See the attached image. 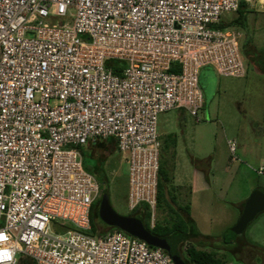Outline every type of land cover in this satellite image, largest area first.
I'll use <instances>...</instances> for the list:
<instances>
[{
	"label": "built area",
	"instance_id": "built-area-1",
	"mask_svg": "<svg viewBox=\"0 0 264 264\" xmlns=\"http://www.w3.org/2000/svg\"><path fill=\"white\" fill-rule=\"evenodd\" d=\"M241 4L264 8V0H0V264L17 255L32 264H173L122 231L91 234L99 185L79 148L113 138L128 155V209L144 205L153 221L158 116H197L204 67L244 76L237 35L216 28ZM108 60L124 62L119 75ZM227 145L236 160V143ZM255 172L264 176V159Z\"/></svg>",
	"mask_w": 264,
	"mask_h": 264
},
{
	"label": "rangeland",
	"instance_id": "rangeland-1",
	"mask_svg": "<svg viewBox=\"0 0 264 264\" xmlns=\"http://www.w3.org/2000/svg\"><path fill=\"white\" fill-rule=\"evenodd\" d=\"M246 6L249 11L246 16V28L243 30L235 27L226 28L238 37L244 76L240 78L219 76L212 68H209L213 75L210 84L213 85L212 92L204 97V110L201 108L196 117L185 110H171L160 114L157 119L158 136L168 132L172 133L178 141L175 156L174 149L171 150L168 142L163 144L164 138H158L159 162L165 178L171 180L168 187L170 193L173 192L176 195L177 204H188L185 190L189 181L187 182L186 179H189L194 168L202 170L208 184L214 189L200 196V199L208 200L209 207L204 206L211 214L204 218V221L199 219L198 225L186 223L183 218L174 213L171 222H165L164 219L169 220V218L165 217L167 212L164 205L162 208L158 207L157 211L155 208L153 221L151 216L148 220L144 215V211L141 210L143 205L136 208L139 211H130L127 206V153L114 148L110 144V138L99 140L104 143L105 148L102 150L91 145L80 147L83 168L98 183L99 197L101 190L107 191L109 204L118 215L125 217L135 215L145 223H150V227L155 222L164 221L163 224H168L167 227L171 228L173 222L178 219L181 223L177 232L181 234L205 235L204 233L209 231L215 234L216 228H220L226 218H229L228 211L231 209V204L236 198L245 194L244 186L250 181L247 177L237 176L235 171L252 169L253 173H256L254 170L264 159V73L259 72L256 67L264 63V8L259 5ZM236 16V13L228 12L223 13L221 19L229 22ZM70 21L68 17L47 19L49 24L57 26ZM248 38L252 41L249 45L246 42ZM201 83L202 88L206 90L209 82L202 80ZM239 138L240 140H237ZM228 140L234 141L236 149L238 148L235 153L237 159L233 161L231 154L228 153L226 144ZM96 166L101 169L99 174L95 171ZM253 177L258 180L260 187L264 188V176L253 175ZM199 209H194L195 214H206L201 211V208ZM96 224L97 228L103 231L101 222L97 221ZM52 232L56 231L52 228ZM173 232L176 230L173 229ZM224 235L228 236L223 242H215L213 245L202 243L201 248L217 255L226 254L227 260H233L234 256L229 250L237 244L231 243L232 235H238L244 246L255 257L256 263L264 264V212L260 213L242 232L235 234L226 232ZM188 244H193V241L186 240L183 245L178 246L180 252H183ZM26 261L24 255H17V264H26Z\"/></svg>",
	"mask_w": 264,
	"mask_h": 264
},
{
	"label": "trees",
	"instance_id": "trees-1",
	"mask_svg": "<svg viewBox=\"0 0 264 264\" xmlns=\"http://www.w3.org/2000/svg\"><path fill=\"white\" fill-rule=\"evenodd\" d=\"M235 13L237 15L235 19H233L229 22H226L223 19H221L220 22L216 25V28L226 29V28H230V27H235L237 29H242V30L245 29L246 28V16L249 13L247 6L245 4H241ZM246 42L248 43V45L252 43L250 38L246 39ZM252 63L254 65H256L254 62H252ZM124 65L125 64L123 61H118V60H108L105 63V66L107 68H109L116 75L120 74L121 69L124 67ZM256 67H257V70L259 72L264 73V63L263 62H262V65H258ZM168 139H169V141H167V142H168L171 150L173 151L175 144H176L175 137L173 134H170L168 136ZM110 140H111L110 144L112 146H114V148H116L114 139L110 138ZM91 146H94V148H96L98 150H102L105 148L104 143H101L99 141L96 142L94 145H91ZM172 151H171V153L174 155V153H173L174 151L173 152ZM95 171H96V173L99 174L101 169L98 166H96ZM165 177L166 176L164 175L161 164L159 162L158 179H157V194H156V211H157L158 207L162 208L164 205V207L166 206V212H167V215L165 213V217L168 216V218H169V220L164 219L165 222L170 223L172 214L174 213V215L183 218L184 222L194 223V221L192 220V218L190 216L189 204H182V205L177 204L176 195L173 192L170 193L169 188H168L171 184V180H170V178L166 179ZM103 178H105V176H103ZM103 194L108 195L107 191L101 190L100 197L97 199L98 201H95L92 204V208H91V212H90L91 234H94L95 236H101V235H103L107 232H110V231H121L120 229H118L116 227H105L106 229H103V231H100L97 228V224H96L97 221H100L101 225H104L102 223V221L98 218V214H97L98 205L100 203V200H101ZM244 203H245V201L242 202L240 205V212L242 211ZM141 210L144 211V215L149 220L151 214L147 210V207H145L143 205V206H141ZM136 211H139V210L136 209V210H133L132 212H136ZM130 217L138 219L142 223L144 228L156 237L172 238V237H177V236H184L186 239L184 241L180 242L178 244V246L183 245L186 242V240H192V241L196 242V241H198L199 238H204V237L200 236L201 235L200 233L198 235H196V234H191V233L181 234V233L177 232V230L180 228V223H181V220H178V219L173 222L172 226L170 225L171 228H168L167 227L168 224H163L164 221L162 223L155 222L154 225L152 227H150V223H145L139 217H136L135 215H131ZM162 225H164V227ZM64 228L69 229V227H67V226H64ZM173 229H175L176 232H173ZM55 230L57 232L62 231V229H58V228H56ZM170 230H172V232H170ZM177 251H178V254L180 255V257L184 260L185 264H227L228 263V261L226 259V254L217 255L212 251L205 250V249L199 247L197 244L195 245L194 243L186 245L183 252H180V250L177 247Z\"/></svg>",
	"mask_w": 264,
	"mask_h": 264
},
{
	"label": "crops",
	"instance_id": "crops-1",
	"mask_svg": "<svg viewBox=\"0 0 264 264\" xmlns=\"http://www.w3.org/2000/svg\"><path fill=\"white\" fill-rule=\"evenodd\" d=\"M209 68L210 67H204L199 72V85H200L201 90H202L203 100H204V97L206 94L208 95L212 92V85L213 84L211 85L210 82L213 79V75H212L211 71L208 70ZM202 80L203 81L207 80L209 82V86L206 90H204L202 88V83H201ZM202 110H204L203 106H202ZM170 134H172V133L163 132L161 134V136H158V138H161V137H162V139L164 138V140H163V144H164L165 142H167L169 140L168 136ZM182 135H184V132H182ZM237 140H240V138ZM176 143H178V141H176ZM176 148H177V144L174 147L175 156L177 155ZM237 149H236V151H237ZM228 153L230 154L229 150H228ZM225 172H229V171L225 170ZM254 172H255V170H254ZM235 173L237 176L240 175L243 178L247 177L250 181L248 184H246L244 186L245 194L242 197L236 198L234 203L231 204V206H230L231 209H230V211H228L229 218H226V221H224L221 224L220 228H218V227L216 228L217 230H216V232H214L215 234H213L212 232L209 231L207 233H204L205 235H203V234L200 235L201 237H204V238H199L198 241H196V242L193 241V243L195 245L197 244L199 247H202L201 245H203L205 243H210V245H213L215 242H223L226 239V237L228 236V235H224L226 232L235 234V232L232 229L235 226V224H236V222L240 216V213H241L240 212V205H241V203L244 202L248 198L250 193L253 191L264 192L263 191L264 188H261L258 180L255 179V177H253V175L256 177L258 175L256 173H253L252 169L251 170L249 169V171L237 169L235 171ZM186 181L187 182L189 181V185L186 186L187 189L185 190L186 191L185 192L186 193L185 198L188 199V204L190 207V216H191L192 220L194 221V223L198 224L199 219H202L204 221L209 216V214H211L207 210L208 208L205 209V206L209 207L208 200L200 199V196L211 191V190H214V189H213L212 185L208 184V181L205 178L203 171L198 170L197 168L193 169L192 174L190 175L188 180L186 179ZM198 207L201 208L202 209L201 211L205 212L206 214H200V215L195 214L194 209L200 210ZM207 223H209V221H207ZM232 236H233V239L231 240V243L235 242L237 244H236V246H232L231 249L229 250L232 253V255L234 256V259L233 260H227L228 261L227 264H257L255 257L250 253L249 249L244 246L245 244H243V242L238 238V235H232ZM221 255H223V254H221ZM25 258L27 260L26 264H32V262L29 258H27V257H25Z\"/></svg>",
	"mask_w": 264,
	"mask_h": 264
},
{
	"label": "water",
	"instance_id": "water-1",
	"mask_svg": "<svg viewBox=\"0 0 264 264\" xmlns=\"http://www.w3.org/2000/svg\"><path fill=\"white\" fill-rule=\"evenodd\" d=\"M262 212H264V192L253 191L245 200L240 216L232 230L235 233L242 232ZM98 218L104 224L116 227L128 235L144 241L150 247L165 251L173 264H185L177 251L178 244L186 239L184 236L172 238L154 236L144 228L138 219L118 215L111 208L107 194H103L100 200Z\"/></svg>",
	"mask_w": 264,
	"mask_h": 264
},
{
	"label": "flooded vegetation",
	"instance_id": "flooded-vegetation-1",
	"mask_svg": "<svg viewBox=\"0 0 264 264\" xmlns=\"http://www.w3.org/2000/svg\"><path fill=\"white\" fill-rule=\"evenodd\" d=\"M102 223H103V222H102ZM103 224H104V223H103ZM102 227H103V229H106L105 227H110V226L104 224V225H102Z\"/></svg>",
	"mask_w": 264,
	"mask_h": 264
}]
</instances>
